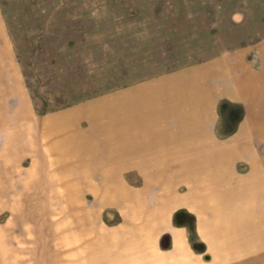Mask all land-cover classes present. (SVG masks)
Here are the masks:
<instances>
[{"label":"rangeland","instance_id":"374dc122","mask_svg":"<svg viewBox=\"0 0 264 264\" xmlns=\"http://www.w3.org/2000/svg\"><path fill=\"white\" fill-rule=\"evenodd\" d=\"M218 60L210 81L242 74L252 97L212 99L211 154L113 157V138L145 136L153 98L192 95V71ZM248 113L264 117V0H0V264L73 260L81 221L113 226L152 205L128 201L140 193L180 196V264H264V122ZM82 142L109 163L77 166Z\"/></svg>","mask_w":264,"mask_h":264},{"label":"crops","instance_id":"0c3cea01","mask_svg":"<svg viewBox=\"0 0 264 264\" xmlns=\"http://www.w3.org/2000/svg\"><path fill=\"white\" fill-rule=\"evenodd\" d=\"M219 65H221L220 60L202 67L199 71L198 68L192 71L197 73L191 75L197 81L188 84L185 82L188 86L187 89L189 88L188 91L194 90L192 95L181 94L178 96L176 94L175 98L177 100L174 99L172 102L166 101L170 100L167 94H161V99L153 98L152 102L159 100L160 104L156 103L154 111L146 110L145 115L139 117L142 122L149 124L146 127L145 136H126L124 139L119 138L117 140L113 138L115 142L114 151L116 150L113 157L124 155L125 152L119 150L122 148H126L128 153L138 154L139 156L150 154L155 156L161 154L178 155L182 153L211 154L213 144L211 145L210 139L212 137L213 139L217 138L216 134H212V132H216L211 131V127L212 124L220 122V118L217 119L214 116L216 112L214 110L216 107L213 105L215 99L229 96L234 99L233 102H237L252 97V95L245 94L242 89V74L235 80L234 86L231 88L226 85L221 86L218 81L211 82V78L217 80L223 78V72L220 70ZM183 90L185 89L179 91ZM146 97L144 99L145 105L149 102L148 96ZM182 97L186 100L183 101ZM235 107L232 106L231 108L233 112L237 110ZM233 115V113H230L231 117ZM253 116L249 113L246 114V121L261 120L264 122V117L252 119ZM59 119L60 125L66 126L67 121L65 119L64 121L62 117H59ZM71 139L70 136H67V133L61 132L55 135L48 144L54 150L58 148L59 156H62L64 152H67L66 148H68ZM88 144L91 146L92 142ZM93 145H98V141L96 140V144ZM87 146L82 142L81 147L85 148L81 153L75 152L78 158L76 159L78 161L77 166H98L99 163H109L99 162V153L87 151ZM213 146H216V144ZM34 151L39 152L38 145ZM38 154L42 155V152L40 151ZM216 155H221V153H216ZM216 155H213V157ZM40 160L41 158L38 156L37 161ZM113 164L115 166H126V163L122 160L118 163L112 162ZM152 180L154 179L150 178V181ZM159 182L160 185L163 183L162 181ZM217 191H219L218 188ZM143 197H145L144 201L151 202L152 205L145 207V209L142 208V205H138V208H129L132 210H126V213L123 214L125 216L122 217L123 220L113 226H106L101 223L99 225L98 217L94 216L95 213L92 214L91 219L95 217V220H93L96 223L92 220L90 226L87 223L83 226L81 221V227H76L73 260L66 259L60 264H180L181 259L185 260L186 257H190L188 247L189 229L181 227L180 224H175L173 220L174 215L180 211L176 207L180 196L176 194L165 197L154 195L152 198L150 194L140 193L137 198L134 200L129 198L128 201L140 204ZM181 200L194 203V199H191L190 196H182ZM187 211L190 210L187 209ZM262 214H264V211H262ZM182 226H185V224H182ZM258 227L260 226L258 225ZM164 236H167L166 242H163ZM164 244H168V246L166 247ZM10 264H14V261L11 260Z\"/></svg>","mask_w":264,"mask_h":264},{"label":"bare ground","instance_id":"6f19581e","mask_svg":"<svg viewBox=\"0 0 264 264\" xmlns=\"http://www.w3.org/2000/svg\"><path fill=\"white\" fill-rule=\"evenodd\" d=\"M4 172H5V170H4ZM4 172H3V173H4ZM53 210H54V209H53ZM50 211H52V209H51Z\"/></svg>","mask_w":264,"mask_h":264}]
</instances>
